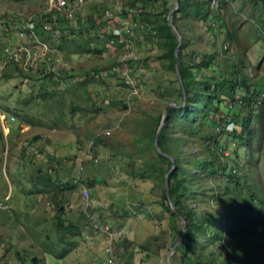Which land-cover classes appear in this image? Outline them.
Masks as SVG:
<instances>
[{"label":"rangeland","instance_id":"obj_1","mask_svg":"<svg viewBox=\"0 0 264 264\" xmlns=\"http://www.w3.org/2000/svg\"><path fill=\"white\" fill-rule=\"evenodd\" d=\"M164 2L174 5L69 0L55 71L0 74V114L14 119L7 136L0 126V264H264V100L250 117L239 101L264 88V3L189 0L183 55L212 58L193 72L216 98L194 124L172 120L162 151L165 109L186 102L140 20ZM52 6L0 0V20ZM175 167L186 188L177 208L201 225L187 256L180 244L170 256L182 232L163 201Z\"/></svg>","mask_w":264,"mask_h":264},{"label":"trees","instance_id":"obj_2","mask_svg":"<svg viewBox=\"0 0 264 264\" xmlns=\"http://www.w3.org/2000/svg\"><path fill=\"white\" fill-rule=\"evenodd\" d=\"M153 2H157L158 0H152ZM261 5L264 3V0H260ZM209 3V1H208ZM190 4L189 0H179V8L178 10L173 14V24L178 33L182 35V29L179 23V20L181 18V15L183 13L184 8H186ZM264 5V4H263ZM170 9L168 8V5L166 2L162 5L161 11H153L152 13H148L140 20V26L141 29L147 30L148 38L151 43H153L156 48H162L163 49V55L161 56V59L165 61V69L169 72H172L176 76V80L180 85L179 77L182 82V86L180 85L181 90L179 89L178 93L182 97V99L186 102V104L183 107H170L167 112V116L165 118V124L162 128V131L160 133L159 139H158V145L162 151H165L164 145L166 141V136L169 130V124L173 120L174 127L176 122H181L183 126L192 125L195 123V116L203 114L204 111L208 109V105L211 102V100L215 99V96L209 95L208 90L209 85H206L200 80L195 79V74L193 70H196L197 72L200 71L202 68H205L208 66V64L211 62L212 58H209L207 62L202 61L201 63H194L191 64L187 61H185V57L183 55V47L185 46L186 41L184 40V36H182V45L180 47L179 52L175 55V50L178 46V41L173 35L171 28L168 24V13ZM210 14V12L208 13ZM41 22H43L45 19L51 18V13H39ZM59 23H60V38L61 40L64 38V32L63 28L67 26L68 23L71 22L69 17H59ZM59 38V41H60ZM61 46V42H60ZM175 63H177L178 67V73L179 76L176 73L175 69ZM16 73H19L17 69H14ZM51 76V75H50ZM12 75H7L6 78H10ZM48 77V76H47ZM242 83H237L238 86H240ZM262 87V86H261ZM247 94L245 97L240 98L239 101L242 103L245 108L247 109V115L248 117L251 116L253 112L252 105L258 104L260 101V95L264 92V88H260V86L253 87L252 89H249L248 87H245ZM202 91L206 92L207 95H203ZM205 96V97H204ZM204 97V99H203ZM248 104V105H247ZM196 106V109H195ZM174 114L173 119L171 118V115ZM214 123V118H212L209 121V125L212 126ZM191 156H194V154H191ZM174 161L176 162V165L180 163L181 159L173 157ZM177 169L181 170V167H175L168 176V196L166 194L163 195L164 200L166 202L167 198H170L174 200V205L178 211V214L183 218V220L186 221L187 229L184 235L183 240L181 241L179 247V252L182 256H187L189 251L193 250L196 246V231L201 227L199 223L196 221L194 222L191 213L189 211H186L185 209H179L177 208V203L180 197L184 195L183 191L186 190L184 185V179L183 177H179L177 173ZM41 184L45 186H50V181L42 182ZM176 217V215H173ZM183 225L181 224V228ZM179 231V230H178ZM223 234V233H222ZM224 235H221L220 232H218V229L214 233V238L221 241ZM31 264H40V260L37 258H34L31 261Z\"/></svg>","mask_w":264,"mask_h":264},{"label":"built area","instance_id":"obj_3","mask_svg":"<svg viewBox=\"0 0 264 264\" xmlns=\"http://www.w3.org/2000/svg\"><path fill=\"white\" fill-rule=\"evenodd\" d=\"M48 13L50 19L41 22L38 14H27L0 20V74L9 68L23 72H31L39 66L45 73L54 72L58 59L56 58L55 45L60 38L59 17H71V9L66 0H55ZM217 0H211L212 6H217ZM109 14V13H108ZM114 19L111 14L108 15ZM113 45V41H110ZM264 100V92L260 95ZM0 114L2 129L9 131V121ZM87 195V191L84 190Z\"/></svg>","mask_w":264,"mask_h":264},{"label":"water","instance_id":"obj_4","mask_svg":"<svg viewBox=\"0 0 264 264\" xmlns=\"http://www.w3.org/2000/svg\"><path fill=\"white\" fill-rule=\"evenodd\" d=\"M178 8H179V0H174V5L170 9L169 14H168V24H169V26L171 28V31H172L173 35L175 36V38L178 41V46H177V48L175 50V55L179 52L180 47H181V38H180L179 34L177 33V30H176V28L174 27V24H173V14L178 10ZM175 69H176L177 75L179 76L177 63H175ZM179 81H180V85L182 86V82H181L180 77H179ZM167 110H168V107L165 109L164 115L162 117V120H161V122L159 124V127L157 129V133L155 135L154 144H155V147H156L157 150H158V139H159V135H160V133L162 131V128H163V126L165 124V118H166ZM173 166H175L174 163H173ZM166 195L168 196L167 186H166ZM176 214H177L178 217H180L177 211H176ZM181 219H182V224H183L182 232H181V235H180L179 239L177 240V242L173 245L172 250H171V253H170V256H171L172 252L175 251L176 247L183 240L184 235H185V232H186V229H187L186 221L183 220V218H181ZM170 256H169V259L171 258Z\"/></svg>","mask_w":264,"mask_h":264},{"label":"bare ground","instance_id":"obj_5","mask_svg":"<svg viewBox=\"0 0 264 264\" xmlns=\"http://www.w3.org/2000/svg\"><path fill=\"white\" fill-rule=\"evenodd\" d=\"M54 1H55V0H53V5L55 4ZM75 1L81 3L83 0H75ZM66 2H67V5L70 6V4H69V0H66ZM69 8L72 9L71 7H69ZM113 33H114V34H117V35H121V34H123V33H121L120 30H118V29H113ZM127 40H128V39H127ZM131 101H132V100H131Z\"/></svg>","mask_w":264,"mask_h":264},{"label":"clouds","instance_id":"obj_6","mask_svg":"<svg viewBox=\"0 0 264 264\" xmlns=\"http://www.w3.org/2000/svg\"><path fill=\"white\" fill-rule=\"evenodd\" d=\"M208 1H209V4L211 5V0H208ZM217 1H218V0H217ZM218 3H219V2H218ZM217 5H218V4H217ZM7 70H9V69H7ZM7 70H6V71H7ZM0 126H1V124H0ZM1 128H2V127H1ZM8 128H9V131H10V125H9ZM2 131H3L4 133L6 132L4 135L7 136V131H6V130L4 131L3 129H2ZM9 131H8V132H9Z\"/></svg>","mask_w":264,"mask_h":264}]
</instances>
